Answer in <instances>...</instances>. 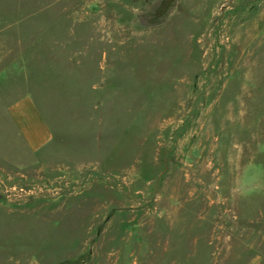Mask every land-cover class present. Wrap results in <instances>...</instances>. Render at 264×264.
<instances>
[{"label":"rangeland","instance_id":"1","mask_svg":"<svg viewBox=\"0 0 264 264\" xmlns=\"http://www.w3.org/2000/svg\"><path fill=\"white\" fill-rule=\"evenodd\" d=\"M0 264H264V0H0Z\"/></svg>","mask_w":264,"mask_h":264},{"label":"crops","instance_id":"2","mask_svg":"<svg viewBox=\"0 0 264 264\" xmlns=\"http://www.w3.org/2000/svg\"><path fill=\"white\" fill-rule=\"evenodd\" d=\"M13 116L18 122L19 129L34 150L44 146L50 138V129L42 121L34 103L25 98L12 105Z\"/></svg>","mask_w":264,"mask_h":264}]
</instances>
